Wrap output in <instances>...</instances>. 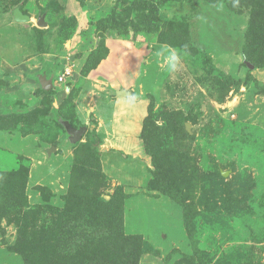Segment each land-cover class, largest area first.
I'll return each instance as SVG.
<instances>
[{"label":"rangeland","instance_id":"374dc122","mask_svg":"<svg viewBox=\"0 0 264 264\" xmlns=\"http://www.w3.org/2000/svg\"><path fill=\"white\" fill-rule=\"evenodd\" d=\"M191 1L0 0V264H70L81 237L95 253L114 229L139 245L135 264H264V0ZM139 4L152 5L151 28L137 23ZM14 8L33 20L15 22ZM161 46L184 53L179 72L165 70ZM111 49L95 72L121 65L136 98H122L116 121L133 126L141 110L146 125L101 135L91 118L69 145L54 111L83 124L73 103ZM49 54L72 77L40 92L31 73L54 66ZM94 77L83 95L104 100L97 114L109 123L107 84ZM25 168V191L2 186ZM101 202L111 206L99 221Z\"/></svg>","mask_w":264,"mask_h":264},{"label":"trees","instance_id":"16d2710c","mask_svg":"<svg viewBox=\"0 0 264 264\" xmlns=\"http://www.w3.org/2000/svg\"><path fill=\"white\" fill-rule=\"evenodd\" d=\"M161 1L162 2H164V1L165 2H170V1H188L192 5V1L191 0H161ZM134 6H132V8ZM136 9H137V12H136L135 18H136L137 23H140V21H141L142 23H140V24L143 25V27L151 28V24L154 23L153 17L151 16V14L153 13L152 5L147 6V5L139 4V5L136 6ZM154 9H155V7H154ZM147 15H148V17H147ZM143 29H142V31H144ZM103 54L99 55V57L95 58L92 61V66H94L95 63L100 61V59L103 56ZM206 62L210 65L211 69H215V66L212 65L211 59H210L209 56H207ZM261 89L264 90L263 88H261ZM39 91L43 92L44 90H42L40 88ZM45 92H48V91H45ZM55 111L62 118L69 120V122L73 126H75V127L78 126V125L77 126L74 125V124H77V123H74V121L72 122L70 119H68L67 117L62 115L59 111H57V110H55ZM56 121L58 122L57 119H56ZM57 124L60 127H62V129H63V126L59 122ZM145 125H146V118H144V120H143V127ZM87 133H88V131H87ZM98 142H100V139H99V137L97 135H95L94 136V146H95V144H98ZM94 155L95 156L97 155L96 152L94 153ZM155 155L156 154L153 153V158H156ZM20 170L22 171V174L20 173L18 176H15L14 178L10 179V182L3 183L4 185H2V186H5L6 188H8L9 191H11V193H16L18 191H25L24 187H25V183H26V180H27L26 176H25V172H27L28 170H27V168L20 169ZM0 175H2V174L0 173ZM9 176L11 177V176H13V174H10ZM167 188L164 186V189L162 191L165 192V193L171 192ZM71 195H72V192H70L68 194V196H67L68 201L66 203L68 205L70 203ZM72 204H76V205H79V206H81L83 204L82 199H81V194L78 197L74 198ZM93 206L97 210L96 211L97 212V220H99V221H101L102 214L103 215H108L109 212H110V206L111 205H105V204H103L101 202L99 204L100 207H98L97 204H96V207H95V205H93ZM85 207H86V210H87V208H89L88 206H85ZM92 214L93 213H90V217H91ZM95 215L96 214L92 215V217L95 216ZM84 217H85L84 220H85L86 224H90L91 226L97 225L96 222L94 224V222L92 221L93 218H91L92 220H90L87 215L84 216ZM108 219H109V216H108ZM119 230L120 229H114L112 231V232H114L112 235H111V233H109L108 235L103 237L104 240L102 242H100V243L98 242L99 244L94 245V246H96L94 248V251H97V252H95V253L91 252L90 254L88 252H83L84 248L89 249V247L85 246L88 243L87 240L84 237H81L83 248L81 249L80 254L78 256H75L74 260L71 261L70 264L71 263L72 264H135L136 261H137L138 255L140 254V252H139L140 250L138 248L139 245H135L134 248H130V246H128L129 244L130 245L131 244H135L134 242H132L133 239L130 238V236L125 235L121 230L120 231ZM93 254H96V255H93ZM25 261H26L27 264H31L29 258H26V255H25ZM54 261H55V263H53V264H63V263L57 262V261H59V259L58 260L54 259Z\"/></svg>","mask_w":264,"mask_h":264},{"label":"crops","instance_id":"0c3cea01","mask_svg":"<svg viewBox=\"0 0 264 264\" xmlns=\"http://www.w3.org/2000/svg\"><path fill=\"white\" fill-rule=\"evenodd\" d=\"M31 20H33V18H31L29 22H31ZM29 22H27V23H29ZM32 24H33V21H32ZM111 55H112V49L110 50V52L108 50V54L105 56V58L101 59V61L91 71V73L87 74L84 77L83 85H81V88H80V91H79V95L77 96V99H76L77 102L73 103V109L76 111L75 112L76 118L79 119V121H81V123H83V124H80V125H86L91 118H95L97 120V123H98L97 124L98 128L96 127V129H95L96 132L98 131L97 133H99V131H101L102 128H106L104 131L102 129V131L100 133L101 135H104V132L106 133L107 131L111 132V134H116V132L127 133V134L128 133L129 134H132V133L133 134H136V133L138 134L141 131V128H142L141 127L142 124H143V119L142 118H145V117H143L145 113L144 114L140 113L141 110L139 112V118H140L139 121H138L139 123H135L133 126H130V124H129V122H130L129 120L130 119H127V121H123L122 124L119 123L118 119L116 121V118L118 116H116L115 108L121 107L120 105H123L122 102H121L122 98H125V97L130 98L131 97V95H130L131 92L127 88H125V86H124L123 77L119 76V70L122 69V66L119 65L117 67V69H114L112 71L108 70V71H103L102 73H96L95 72V69L99 68L101 65H103V63L105 61L109 60ZM61 58H62L61 54H57V55L56 54H54V55H50L49 54V56H47L45 61H47L48 63L53 62L54 60L56 61L57 59H59V61H57V62L54 61V63H55L54 66L55 67L52 64L51 65L45 64V66H43L41 69H39V71L37 73H41L42 71H45L47 74H50L51 72L56 73L58 70H61V68H62V66L64 64V62H62L64 59L63 58L61 59ZM66 62H68V61L65 60V63ZM28 71H29V69H28ZM37 73H34V74L31 73V74H32V77H33L32 79L35 80L38 83V81L36 79V74ZM93 74L96 75V77H97L98 74L101 75V78H100L99 82L107 84V85H103L101 87V90H103V91H101V90L100 91L101 92H108V96L109 97H107V99H108L107 101L110 102L111 105H112V112H111V115H110L111 116V120L109 122V123H111L110 126L108 125L109 123L107 122V120L104 119V117H101V115L99 113L97 114L98 109H99L97 107L101 106V103L104 102V100L98 102V98H97L98 95H93V102H91L93 104L91 105L90 102H89L90 101L89 98L92 96V94H94L96 92H92V90H88L87 93H86L88 95V98L85 97L86 94L83 95V93L85 92V89H86L87 86L91 85L93 87L94 81L88 80L89 76L93 75ZM20 76H22V74ZM96 77H94V78H96ZM54 78H55V74H54ZM68 82H70V80ZM120 92H122L123 95L119 94ZM80 109H82V110H80ZM88 109H91V111H93V109H95V111H96L95 113L96 114H92V115L89 114V110ZM85 113H86V115H85ZM140 114H142V115H140ZM87 130H88V127H87Z\"/></svg>","mask_w":264,"mask_h":264},{"label":"water","instance_id":"95a60500","mask_svg":"<svg viewBox=\"0 0 264 264\" xmlns=\"http://www.w3.org/2000/svg\"><path fill=\"white\" fill-rule=\"evenodd\" d=\"M12 18L15 22L18 23H27L30 21V16L28 14H25L22 12L19 8H14L12 12ZM36 25L38 27L44 28L47 26V22L45 20V13L38 15L36 19ZM54 72H51L50 74H47L45 71H42L41 73L36 74V79L40 85V88L44 91H50V90H55L56 86L53 83V78H54ZM119 94L123 95L122 92ZM56 114V119L58 122L63 126V129L65 131V143L69 145H75L79 141L82 140V137L87 131V126L86 125H79L77 127L73 126L69 120L62 118L59 114H57L56 111H54ZM55 147L52 146L48 152H51L54 150Z\"/></svg>","mask_w":264,"mask_h":264},{"label":"clouds","instance_id":"9594fccd","mask_svg":"<svg viewBox=\"0 0 264 264\" xmlns=\"http://www.w3.org/2000/svg\"><path fill=\"white\" fill-rule=\"evenodd\" d=\"M197 19L200 21H204L203 16H197ZM155 55L161 59L165 70L169 73H176L181 70V61L184 55L182 51L170 46H161L160 49L155 53ZM135 99L136 98L134 96L130 97V102H134Z\"/></svg>","mask_w":264,"mask_h":264},{"label":"built area","instance_id":"2783aa9c","mask_svg":"<svg viewBox=\"0 0 264 264\" xmlns=\"http://www.w3.org/2000/svg\"><path fill=\"white\" fill-rule=\"evenodd\" d=\"M72 67L70 63L66 62L63 64L61 70L55 73L54 83H67V79L72 76ZM56 81V82H55Z\"/></svg>","mask_w":264,"mask_h":264},{"label":"flooded vegetation","instance_id":"af4514ba","mask_svg":"<svg viewBox=\"0 0 264 264\" xmlns=\"http://www.w3.org/2000/svg\"><path fill=\"white\" fill-rule=\"evenodd\" d=\"M53 83H54V78H53Z\"/></svg>","mask_w":264,"mask_h":264}]
</instances>
